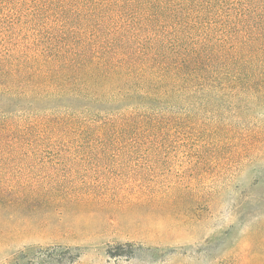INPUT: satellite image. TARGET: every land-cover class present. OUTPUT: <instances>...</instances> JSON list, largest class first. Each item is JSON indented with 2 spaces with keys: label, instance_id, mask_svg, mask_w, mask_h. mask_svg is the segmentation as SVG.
<instances>
[{
  "label": "rangeland",
  "instance_id": "1",
  "mask_svg": "<svg viewBox=\"0 0 264 264\" xmlns=\"http://www.w3.org/2000/svg\"><path fill=\"white\" fill-rule=\"evenodd\" d=\"M227 93L148 139L0 141V264H264V89Z\"/></svg>",
  "mask_w": 264,
  "mask_h": 264
},
{
  "label": "trees",
  "instance_id": "2",
  "mask_svg": "<svg viewBox=\"0 0 264 264\" xmlns=\"http://www.w3.org/2000/svg\"><path fill=\"white\" fill-rule=\"evenodd\" d=\"M261 80L264 0H0V141L148 139Z\"/></svg>",
  "mask_w": 264,
  "mask_h": 264
}]
</instances>
